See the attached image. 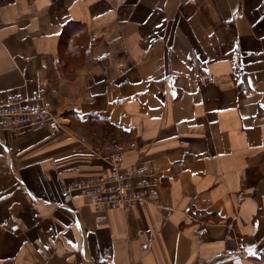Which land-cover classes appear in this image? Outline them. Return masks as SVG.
Here are the masks:
<instances>
[{
  "label": "crops",
  "instance_id": "0c3cea01",
  "mask_svg": "<svg viewBox=\"0 0 264 264\" xmlns=\"http://www.w3.org/2000/svg\"><path fill=\"white\" fill-rule=\"evenodd\" d=\"M0 6V100L54 86L65 122L0 128V264H264V0ZM111 137L164 178L155 204L62 191Z\"/></svg>",
  "mask_w": 264,
  "mask_h": 264
},
{
  "label": "built area",
  "instance_id": "2783aa9c",
  "mask_svg": "<svg viewBox=\"0 0 264 264\" xmlns=\"http://www.w3.org/2000/svg\"><path fill=\"white\" fill-rule=\"evenodd\" d=\"M0 6V16H1ZM57 91L46 86L33 93H15L0 100V128L18 133L30 127H46L53 135L65 130L50 96ZM138 147L136 140L105 143L101 153L108 172L65 181L61 189L69 197H82L97 210L142 207L160 195L164 178L149 166H127V154Z\"/></svg>",
  "mask_w": 264,
  "mask_h": 264
},
{
  "label": "trees",
  "instance_id": "16d2710c",
  "mask_svg": "<svg viewBox=\"0 0 264 264\" xmlns=\"http://www.w3.org/2000/svg\"><path fill=\"white\" fill-rule=\"evenodd\" d=\"M240 88L243 92L248 91V87L245 82L240 83ZM109 140L119 141L120 139L117 137H111ZM256 258L264 260V251L260 252V255H257Z\"/></svg>",
  "mask_w": 264,
  "mask_h": 264
},
{
  "label": "rangeland",
  "instance_id": "374dc122",
  "mask_svg": "<svg viewBox=\"0 0 264 264\" xmlns=\"http://www.w3.org/2000/svg\"><path fill=\"white\" fill-rule=\"evenodd\" d=\"M108 141H110V140H108ZM119 141H128V140H119ZM105 143H107V141L105 142ZM105 143H104V145H105ZM103 145V146H104ZM102 150H103V147H102ZM102 153V152H101ZM164 186V185H163ZM149 205V204H148ZM147 206V205H146Z\"/></svg>",
  "mask_w": 264,
  "mask_h": 264
},
{
  "label": "bare ground",
  "instance_id": "6f19581e",
  "mask_svg": "<svg viewBox=\"0 0 264 264\" xmlns=\"http://www.w3.org/2000/svg\"><path fill=\"white\" fill-rule=\"evenodd\" d=\"M132 152H133V151H132ZM132 152H131V153H132ZM157 199H158V198H157ZM157 199H156L154 202H152V203H149V204H155V203H156V201H157Z\"/></svg>",
  "mask_w": 264,
  "mask_h": 264
}]
</instances>
